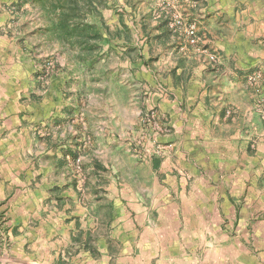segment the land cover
Masks as SVG:
<instances>
[{
    "label": "crops",
    "instance_id": "crops-1",
    "mask_svg": "<svg viewBox=\"0 0 264 264\" xmlns=\"http://www.w3.org/2000/svg\"><path fill=\"white\" fill-rule=\"evenodd\" d=\"M183 7L198 25L199 47L219 51L224 63L208 67L197 47L180 43L160 20V74L142 65L129 74L128 87L114 81L129 95L145 78L147 107H157L159 116L157 130H143L141 111L119 110L116 95L106 116L97 109L93 147L106 148L115 174L129 170L124 208L114 189L81 193L70 156L82 147L83 134L55 119L76 112L65 117L51 102L56 97L38 98L26 38L0 37V264H264V232L256 246L254 220L264 190L252 184L264 173V130H258L264 122L256 92L243 79L264 60V0H186ZM7 18L1 11L0 27ZM108 72L115 78L118 70ZM46 119L48 137L37 140V122ZM137 130L150 138L143 136L140 157L129 153L132 143L120 142ZM156 144L171 149L153 156Z\"/></svg>",
    "mask_w": 264,
    "mask_h": 264
},
{
    "label": "rangeland",
    "instance_id": "rangeland-1",
    "mask_svg": "<svg viewBox=\"0 0 264 264\" xmlns=\"http://www.w3.org/2000/svg\"><path fill=\"white\" fill-rule=\"evenodd\" d=\"M10 1L0 4V12L5 11L8 14L7 20L0 27V37L7 36L9 39L26 38L29 46L32 47V50L29 51L36 62L35 80L42 94L38 98L44 99L45 95L56 97L51 102L60 104V114L65 115V117H67V114L72 115L73 111L76 112V117L64 120L65 118L59 116L55 119L62 122L69 121L72 125H77L78 132L83 134L82 147L76 155L70 156L81 193L88 197L95 186H102L103 188L94 190V194L95 191L105 194L114 189L115 198L119 197L121 199V208H124V206L129 207L125 197L122 200L123 195L121 192L129 182V170L123 168L115 174L113 171L117 169L114 165L116 161L105 151L106 148L102 146L100 149L93 147V133L97 130V126L101 125L96 120V112L100 108L101 112L104 113L103 115L106 116L107 105L111 104L109 100L113 95H116L118 102L116 106L119 110H128L129 113L141 111L139 119L137 118V121L139 120L138 125L143 130L148 128L157 130V124L159 123L158 108L154 105L147 107L151 91L146 92V88L142 87L147 82L145 78L140 82L142 86L135 88L129 95L123 93L114 81L117 79L122 87H128L132 83V76L129 74L134 75L142 65L147 69L150 67L156 76L160 74L159 68L155 64L157 63L155 55L162 49L155 33L157 21H164L171 35L175 33L169 28L168 19L169 15L174 12H180L185 22L197 25L196 22L190 20L186 13H182L186 0H183L177 6L176 11L168 8L165 5V0H154L151 10H149L151 0ZM81 24L92 26V28L89 31L85 29L83 31ZM77 25L81 26L78 28L79 32L68 36L65 28L67 26L78 27ZM16 33L20 35L14 37ZM177 37L180 43L185 42L178 35ZM24 38L21 39L22 42L25 41ZM166 40L168 39L166 38ZM146 46H149V48ZM208 50L216 54L218 60L215 63L209 64L206 61L204 63L214 69L221 67L224 63L223 55L217 50ZM259 63L244 73L243 79L247 84H249L247 80L249 74L253 72L264 74V60ZM111 70H118L115 78L111 77L110 72H108ZM147 74L149 73L147 72ZM150 74L152 75V73ZM146 78L150 80V75H147ZM147 87L155 88L154 85L148 83ZM164 88L166 87L163 85L161 89ZM154 114L156 119L152 124L147 125V121ZM107 120V118L104 119V121ZM46 121L48 120L37 122L38 125L35 131L37 140L48 137L46 136L48 127L41 124L42 122L46 123ZM58 126L59 124L54 125V128ZM167 130L162 129L163 133H169ZM258 130L260 134L264 128L260 126ZM136 133L137 135H133L132 131L128 132L120 142L126 145L132 143L131 146H127L129 153L140 157V153L145 151L144 137L150 138L149 134L146 133L139 136L138 130L135 131ZM72 135L71 133L67 139L70 140ZM260 137L262 138L260 142L264 144V136ZM163 146L167 150L171 149L170 144H163ZM263 148L262 154L264 153ZM96 151L99 153H96ZM150 154L158 157L164 155L151 151ZM116 155H119V158L123 157L121 152L116 153ZM106 164H109V168L105 166ZM98 165H101V167ZM102 166L104 167L103 170ZM100 170H102L101 174ZM100 175L102 176L100 177ZM249 184L251 186V181ZM252 184L256 189L261 188L264 190V173L261 174L258 182L254 181ZM241 204H246L245 196L241 199ZM257 205L262 208L259 210L260 214H256L254 217L255 222L260 226L256 246H261L264 224L260 222L264 220V200L258 202Z\"/></svg>",
    "mask_w": 264,
    "mask_h": 264
},
{
    "label": "built area",
    "instance_id": "built-area-1",
    "mask_svg": "<svg viewBox=\"0 0 264 264\" xmlns=\"http://www.w3.org/2000/svg\"><path fill=\"white\" fill-rule=\"evenodd\" d=\"M183 0H165V5L168 8L175 9L179 6ZM168 26L169 28L179 36L180 39L184 40L188 46L197 47L200 52L204 55L207 63H215L218 57L207 48L201 49L199 47L200 37L195 23H188L182 18L180 12H174L169 15ZM248 83L254 88L257 99H256V110L260 118L264 121V74L261 72H253L247 77ZM156 119L155 114L150 117L147 121V125L152 124ZM163 130L168 128L163 127ZM168 131V130H167ZM167 149L163 145H155L154 153L164 154Z\"/></svg>",
    "mask_w": 264,
    "mask_h": 264
},
{
    "label": "trees",
    "instance_id": "trees-1",
    "mask_svg": "<svg viewBox=\"0 0 264 264\" xmlns=\"http://www.w3.org/2000/svg\"><path fill=\"white\" fill-rule=\"evenodd\" d=\"M78 27H70V26H67L66 28H65V31L67 32V34H68V36H70V35H72V34H74V33H78L79 32V30H78V28H80L81 26V28H83L82 30L84 31V29L85 30H90L91 28H92V26H88V25H82L81 24V26L80 25H77ZM98 36V35H97Z\"/></svg>",
    "mask_w": 264,
    "mask_h": 264
}]
</instances>
